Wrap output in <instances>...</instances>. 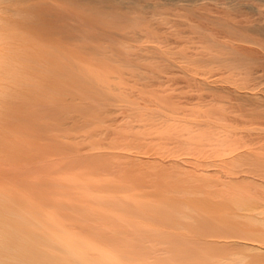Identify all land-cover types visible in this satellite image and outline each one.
I'll return each mask as SVG.
<instances>
[{
    "label": "bare ground",
    "instance_id": "1",
    "mask_svg": "<svg viewBox=\"0 0 264 264\" xmlns=\"http://www.w3.org/2000/svg\"><path fill=\"white\" fill-rule=\"evenodd\" d=\"M188 1L168 12L155 2L60 0L39 22H26L33 32L15 51L11 111L20 124L37 123L43 140L28 147L35 165L30 156L26 167L28 156L16 176L0 174V264H264V0ZM130 40L138 41L134 56L156 67L149 80L140 75L139 85L155 88L141 100L123 93L130 76L120 71L129 81L116 83L110 74L118 65L111 59L130 60ZM181 85L190 94H175ZM120 110L126 124L115 125ZM104 126L116 133L108 148L141 147L145 134L176 139L192 154V171H177L176 231L165 246L144 241L142 232L156 227L133 224L156 217L150 200L89 191L86 180L95 176L104 188L102 172L113 171L115 150H97ZM18 152L23 158L27 149Z\"/></svg>",
    "mask_w": 264,
    "mask_h": 264
},
{
    "label": "rangeland",
    "instance_id": "2",
    "mask_svg": "<svg viewBox=\"0 0 264 264\" xmlns=\"http://www.w3.org/2000/svg\"><path fill=\"white\" fill-rule=\"evenodd\" d=\"M63 1H66V0H63ZM137 1L140 4L142 3L145 4V2L146 4L155 2L159 6V8L161 7L164 11L169 10L170 12L173 10V7L176 9L177 8L176 6H178L179 4H186L189 2L188 0H137ZM57 2H60V0H0V149L4 147L5 148L16 147L14 151L12 152L0 151V174L3 172L10 171L13 173L15 172L14 176H16L17 172H20L21 166L26 163V159L28 156H29V159L27 161H29L31 158L30 156H32V159H34L35 163L31 159L29 163H26V167L32 166L33 163L35 165L38 162L36 160L37 156L34 155L35 153L33 152L32 153L33 155H31L30 152L32 151H29V148L33 146L42 147V145L38 143V142H41L43 139L42 140L39 139L37 135L38 134L37 127L35 125L37 123L34 124V122H22L21 124L24 125V129L23 130L20 129L21 124L18 121L17 123L16 119L14 120L15 112L13 113L11 111L13 108H15V104H12L13 96L10 94V92L13 91V88L15 87L14 84L16 83L15 76H14V70L16 67V56L17 55L15 54V51L18 48V46L21 47L23 45L22 47H25L27 46V44H29L28 42L30 41L29 33H31V31L29 30H32V28L30 29L28 28L29 26L31 27L32 25L30 24L28 25L27 23H30L29 21H32V19L34 21L39 22L40 16L42 15L46 16L44 14L48 12L49 6H50V9H52L53 11L54 9L53 6ZM145 10H147V8H145ZM125 30L130 31V32L128 31L129 32L128 35H130V33L132 32V28H128ZM132 35H133V32H132ZM132 35L130 36L133 37ZM138 35L141 36L142 33ZM143 38L144 39H141V40L139 39V40L143 41L147 39V37H143ZM104 41H102L103 45L107 43V42L104 43ZM124 42H127V41H124ZM131 42L132 40L127 42L129 44L124 43L127 47L126 46L124 47V44H123V48L125 49L124 54L126 53L128 57L130 58V60L128 61L126 58H124L123 54L121 55V57L120 55L116 56L117 57L116 59L117 60L119 59L118 61H116V59H111L113 64L111 63L112 65H110V67L113 68L116 64H118L117 66H122V69L120 67L115 66L114 68L116 69V73L112 71L110 74L112 76V79L113 77H115L113 81H115V79H117V76H118V79L119 78L121 79L122 77L124 78L123 80L127 83L129 81L127 79L130 76L129 78L130 84L129 83H128L129 85L126 83L122 84L123 88L127 85L126 86L127 89L124 88L125 89L124 90L122 88L124 90L123 93L124 95L126 94V98L132 96V97H135L141 100L142 97H145L144 94L146 93H149V95L147 94L148 97L154 96L153 92H155L154 91L155 88L154 86L151 88L152 85L147 84V81L149 80V78H147L146 76H147V72L149 71L152 72V70H154V68L156 69V67L151 66L153 67V69L151 68V70H149L150 68H148V66L150 67L149 64L151 63L149 59L141 58V56H139V58L137 56L135 57L134 52L136 51V46L134 48L133 45L137 44L136 42L138 41L134 42L133 40V42L132 43ZM131 49H133V52ZM128 52L129 53L132 52L133 56L132 54L130 55ZM122 56L124 60H126L127 64L124 62ZM114 57L115 56H113V58ZM118 57H120L122 60ZM102 58L103 56L98 55L97 58L95 59L97 62L95 64L99 65L102 62L101 60ZM104 59L106 60V61L103 60L104 63L107 64L106 63L107 59L106 58ZM133 59L135 61L138 59L137 62H139V59H141V61L138 64L140 65L142 64V65L140 66L136 64L137 62H135ZM142 59H144L145 61L144 60L142 61ZM113 60H115V62H113ZM121 61L125 63L124 66ZM130 61L132 63L135 62L134 63V65L136 64V66H134L135 68L133 67L132 69L131 67L128 68L129 64H131L130 66H133V64ZM119 62H121L122 65H120L121 63L119 64ZM109 63H110V59H109ZM152 64L154 65L155 63L153 62L151 63V65ZM125 65H127L128 67ZM123 67L131 69L130 74L132 73L131 74L132 76L128 73L129 71H125L126 68L123 71L124 69ZM141 67L144 68V71L142 72L141 70L140 71L138 70V68L140 69ZM117 68H119L120 70H118ZM145 68L146 70H148L146 71V73H145ZM7 69H9V71ZM120 71L124 72L123 74L127 79L124 76H121L122 73ZM134 73L137 74V77H135L136 75ZM148 74L150 75V73ZM140 75H142L143 77ZM1 77L8 78L9 81L1 80ZM141 77L148 79L147 81L145 79L141 80V83H142L141 85L143 87L139 85L140 84L139 78ZM134 78H136L137 80H134ZM118 79L117 81H115L116 83L118 82ZM144 81L146 83H144ZM143 83L145 85L147 84L146 85L147 87L143 85ZM149 86H150L149 88L150 91L147 92L146 90L148 89ZM181 86L186 88V86L184 85H181ZM140 87H142V89ZM183 87H181L180 89H177L180 91L179 93H177V90H176L175 94H177L178 96L187 95V93L185 92H188V94H190L189 87L186 88L188 89V91L184 89ZM181 90H182V93H180ZM183 90L185 91L183 92ZM115 91L118 92V90H115ZM136 94H138L139 96L141 95V96L139 97ZM122 110H120L121 113L118 111H117L118 113L116 112L115 114L112 113L113 117H115V120L113 122L114 124L116 120H118L116 121V124L117 122L119 124L121 121H124V119L123 120L120 119L121 116L125 113V111L122 112ZM35 120H37V117H35ZM111 122L112 121H110V123ZM124 123L121 122L120 124H124ZM134 123L137 124L136 121H134ZM114 127L111 126L113 130H114ZM118 127L119 129L123 128L124 130L125 129L129 130V128H125L120 125H118ZM106 128L109 129L110 127H106ZM112 129H110L111 134H108L110 130L109 131L106 130L105 126L98 128L96 130V133H97L96 137L98 138V143H99L98 146L100 147V148H97V150H103V151H108L110 149L115 150L112 156L111 155H109V157L107 156L108 159L113 162L111 164V170L113 171L102 172L105 175L104 177H102L104 179L102 185L106 187L98 189L99 185L97 184V181H96L97 178L95 176L88 180H86L85 177L81 178L80 176L78 180L79 181L86 180L87 187L89 188L90 192H96L100 195L113 196V197H116V200L121 198L123 201H127L129 203L131 200H133L132 204L137 202L136 200L138 199L140 200L143 199L146 201L150 200L149 202L151 203V205L149 206L151 207L149 208L148 205L146 206L148 207V209H154L153 210L154 214L152 215H155L156 217L152 220L147 215L136 217L133 219L134 220L133 224H136L137 225L136 227L138 228H140V225H145V227H156L157 228L156 232H142L146 235V238L144 241H146L147 243H152L153 245L158 246V247L165 246L167 237L171 235L174 231H176L175 221L177 217V207H176L175 195H176V186H177L176 183H177L178 176H179L177 174V171H192V165H193V160L191 156L192 154L190 153L189 149H187L186 145H184L180 141L176 142L175 141L176 139H173V140L165 139L164 141L163 139H158L159 141L162 140L163 142L162 141L159 142L156 140L150 141L149 136H146L145 134H144L145 138L144 137L142 138L143 135L141 136L140 134V136L138 137L139 138L138 140L140 141H137V142H141L142 144L144 143L145 146H143L142 144H141V147L140 145L138 146L135 140L134 143H136L137 146L136 145L134 146L133 144V145H121V146H118V148H108L106 147L109 142L108 137L110 136V139H111L112 137H114L113 135L116 134V133L115 134L112 133L113 131ZM30 132L34 134L36 133L37 136L36 135L28 136L27 134H29ZM80 133H83V132H80ZM147 137L149 138V140ZM129 138L131 139L133 137L129 136ZM84 139L86 140L81 141L82 142L81 147L87 148L90 146L89 145L90 142L88 141L89 138L87 139V137H85ZM133 139H137V138L135 137ZM18 148H25V150L27 149V152H25V155L23 154V158L19 154L20 152H18ZM117 151H119L120 154L119 153L116 154ZM42 153H44V151L38 152L36 154H42ZM122 154H127V157H124ZM115 162L118 163V166H116ZM134 163H136V165H133ZM120 168L124 170L118 171V169ZM27 172L31 173L33 171H27ZM109 184L110 186L108 187L107 185ZM144 194H147V196ZM134 197H137V198L133 199ZM130 227H132V225Z\"/></svg>",
    "mask_w": 264,
    "mask_h": 264
}]
</instances>
